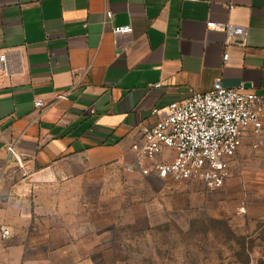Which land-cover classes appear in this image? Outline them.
Segmentation results:
<instances>
[{"label":"crops","instance_id":"crops-1","mask_svg":"<svg viewBox=\"0 0 264 264\" xmlns=\"http://www.w3.org/2000/svg\"><path fill=\"white\" fill-rule=\"evenodd\" d=\"M210 21L246 28L245 43ZM2 54L0 264H98L99 212L154 196L133 151L152 111L218 80L264 96V0H0ZM37 100L53 104L41 117Z\"/></svg>","mask_w":264,"mask_h":264},{"label":"rangeland","instance_id":"rangeland-1","mask_svg":"<svg viewBox=\"0 0 264 264\" xmlns=\"http://www.w3.org/2000/svg\"><path fill=\"white\" fill-rule=\"evenodd\" d=\"M229 172L219 190L157 181L134 214L131 196L99 212L98 264H264V145L246 142Z\"/></svg>","mask_w":264,"mask_h":264},{"label":"built area","instance_id":"built-area-1","mask_svg":"<svg viewBox=\"0 0 264 264\" xmlns=\"http://www.w3.org/2000/svg\"><path fill=\"white\" fill-rule=\"evenodd\" d=\"M207 2L212 0H184ZM233 9V7H230ZM113 16L107 11L106 19ZM210 30L225 33L228 45L244 44L248 31L230 23L208 22ZM131 27L115 28L116 35L128 34ZM228 62L229 55L224 58ZM9 70L7 56L0 55V71ZM160 87V85H157ZM70 92L57 95L58 100H67ZM53 104L42 100L35 102L39 117ZM152 116L157 121L141 129V140L133 145L140 159L151 162L141 169L145 176H154L164 184L202 182L210 190L224 187L230 172L232 159L246 144L252 141L253 148L264 145V96L249 91L246 87L231 89L216 81L210 93L193 91L191 96L164 109H154ZM9 153L16 157V145H8ZM3 238L11 236L3 229Z\"/></svg>","mask_w":264,"mask_h":264}]
</instances>
